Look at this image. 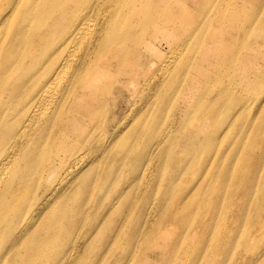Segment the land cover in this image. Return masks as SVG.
Masks as SVG:
<instances>
[{
  "label": "bare ground",
  "instance_id": "bare-ground-1",
  "mask_svg": "<svg viewBox=\"0 0 264 264\" xmlns=\"http://www.w3.org/2000/svg\"><path fill=\"white\" fill-rule=\"evenodd\" d=\"M106 1L117 9L106 15L95 38L84 45L82 40L89 27L87 15L90 9ZM146 1L149 5L140 9V0H0V264H51V206L66 188H51V174L55 170L51 172V161L44 167L38 157L43 148L48 152L52 148L53 156L58 151L65 152L61 159L64 163L55 165H60L68 175L84 172L88 190L100 178L99 187L108 196L114 186L137 170L135 177H144L153 166V158L165 155L164 137L156 142L159 149L148 151L158 135L163 108L168 104L164 97L157 99L152 111H146L141 127L130 128L120 142L115 143L114 139L110 144L112 154L101 176L97 172L100 156L91 158L74 152V143L70 142L72 136L76 141L82 138L85 123L99 113L105 94L119 90L125 81V87L133 84L131 79L127 80L129 63L138 66L144 75L154 69L159 84L181 78L187 72L193 75L182 79L175 96L182 107L163 134L177 135L189 126L191 132L186 136L192 145L203 137L202 133L211 138L216 127L220 131L233 127L234 121L223 120L221 124L212 117L218 114L219 106L231 104L233 96L229 88L211 91L215 82H220L218 75L234 73L243 82L257 81L256 77H249L252 71L247 68L253 59V45L263 54L258 57V73L260 77L264 75V0H236V8H232L235 0H214L220 18L216 29L226 22L239 23L246 33L234 45H227L228 40L223 38L212 45L198 44L196 35L186 53L184 49L174 60L163 58V41L155 48L144 38L145 34L150 33L154 40L163 35L175 42L180 33L178 22L193 24L206 15L202 5L213 0H184L187 7L182 8L181 4L175 12L169 9V0ZM170 24L177 27L170 28ZM136 43L142 44L144 50L138 49ZM242 43L248 50L246 54L240 50ZM198 45L202 47L196 50ZM93 53L106 59L94 62ZM129 55H133L131 62ZM152 55L160 60L153 61ZM29 57L35 59L30 65ZM200 57L209 63L205 66ZM21 73L20 80L13 84L15 75ZM145 103L147 108L151 106V101ZM262 112L260 105L251 125L255 130L263 128L259 124ZM126 119L127 114L119 121L117 130L125 127ZM253 146L252 143L250 148ZM185 154L190 169L201 164V160L194 158L192 147ZM255 170V165L249 166L244 160L238 169L224 173L223 180L215 186L217 200L223 199L226 187L236 185L230 177L240 180L243 173L248 175ZM240 181L247 186L245 195L254 194L248 200L253 207L242 234L226 242L230 245L226 264H256L257 255H264V185L260 190L257 182ZM75 215L70 214V221ZM79 216L84 219L82 213ZM219 216L223 218L224 213ZM88 228L91 230L92 224Z\"/></svg>",
  "mask_w": 264,
  "mask_h": 264
},
{
  "label": "rangeland",
  "instance_id": "rangeland-1",
  "mask_svg": "<svg viewBox=\"0 0 264 264\" xmlns=\"http://www.w3.org/2000/svg\"><path fill=\"white\" fill-rule=\"evenodd\" d=\"M183 1L169 0V9L178 11L181 4L182 8L187 7L186 0ZM237 3L235 0L232 8ZM214 4L213 0L202 5L206 15L193 24L178 22L180 33L175 42L164 39L163 35H158L154 40L150 33L145 34L144 38L155 48L163 41L160 44L163 58L173 60L183 54L184 49V54L186 53L191 39L196 35L198 44L204 42L212 45L221 42L223 38L228 40L227 45H234L246 31L239 23L230 22L217 30L216 26L220 23L219 8ZM147 5L149 2L146 0H140L138 4L140 9ZM241 8L244 9V4ZM115 9L117 8L109 1L90 9L86 19L89 27L82 40L84 45L95 38L99 25ZM173 27L177 25L170 24V28ZM50 40L53 39L50 37ZM243 46L242 43L240 50L246 54L248 50ZM200 47L202 46L198 45L196 50ZM137 48L144 50L142 44H137ZM262 55L256 45H253V59L247 65L252 71L249 72V77L258 79L253 83L241 81L243 78L235 77L234 73L218 75L220 82H215L216 86L211 91L217 93L229 88L233 96L231 104L219 106L218 114L212 117L221 124L223 120L229 123L234 121L233 127L226 129L227 132L217 130L216 127L211 138L202 133L200 135L203 137L193 145L190 137L186 136L191 132L189 126L182 128L177 135L173 133L163 136L182 107L183 103L175 100L182 79L193 75L189 76L187 72L181 78L174 77L159 84L154 69H149L144 75L138 66L129 63L126 68L129 72L127 80L131 79L133 84L125 87V81L119 90L113 89L110 95L105 94L99 113L95 117H89L85 123L84 128L87 127L83 130L82 138L76 141L75 136H72L70 139L74 143V152L91 158L100 156L97 172L101 176L112 154L110 144L114 139L115 143L120 142L130 128L135 126L133 129L136 130L141 127L146 121V111H152L157 99L164 97L168 99V104L163 108L158 135L148 151L160 147L156 142L164 137L166 153L159 159L153 158V166L144 177L137 179V170L114 186L110 190V196L104 194L106 190L99 187L100 178L88 190L87 180L83 178L84 172L80 173L81 169L77 176L63 173L61 166H56L55 163H64L61 159L65 152L58 151L53 156L52 148L49 152L43 148L38 157L44 167L51 161V172L55 170L51 174V188L57 185L66 188L63 193H58L59 196L51 206V264H226L230 250V245L226 242L228 239H237L242 234V227L244 228L253 207L248 200L254 194L249 197L248 194L245 195L247 186L240 180L257 182L260 190H263L264 185V75L260 77L258 73V57ZM131 57L133 55L128 56V62H131ZM92 59L94 62H101L106 58L102 54L95 56L93 53ZM199 59L205 61V66L209 63L202 57ZM152 60L160 58L153 56ZM34 61V57H29L28 65ZM21 75L22 73L15 75L13 84L20 80ZM234 78L236 79L232 82L231 79ZM55 79L54 77L53 80ZM146 100L151 101L149 108L145 105ZM260 105L263 112L260 114L259 124L263 128L257 127L255 130L251 125L255 119V110ZM126 114L125 127L117 130L119 121ZM252 143L254 146L250 148ZM191 147L194 158L202 161L192 169L185 161L188 158L185 152ZM244 160L249 166L255 165L256 170L248 175L243 173L240 180L230 177L236 185L226 187L223 199L217 200L215 186L223 180V174L238 169ZM227 192L232 193L229 195ZM178 194H183V197H173ZM84 204L87 206L85 209ZM220 212L224 213L223 218H220ZM71 213L77 215L70 221ZM80 213L84 216L83 220ZM91 224L90 230L88 227ZM257 258L256 264L261 261L264 264L263 254H258Z\"/></svg>",
  "mask_w": 264,
  "mask_h": 264
}]
</instances>
